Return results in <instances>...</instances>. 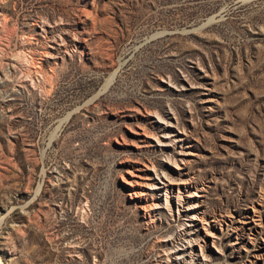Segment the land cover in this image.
<instances>
[{
	"label": "rangeland",
	"instance_id": "obj_1",
	"mask_svg": "<svg viewBox=\"0 0 264 264\" xmlns=\"http://www.w3.org/2000/svg\"><path fill=\"white\" fill-rule=\"evenodd\" d=\"M0 264H264V0H0Z\"/></svg>",
	"mask_w": 264,
	"mask_h": 264
},
{
	"label": "bare ground",
	"instance_id": "obj_2",
	"mask_svg": "<svg viewBox=\"0 0 264 264\" xmlns=\"http://www.w3.org/2000/svg\"><path fill=\"white\" fill-rule=\"evenodd\" d=\"M171 192H172V193L174 192L172 188L170 189V193H171ZM177 194H178V193H177ZM170 196H171V195H170ZM170 196H169V197H170ZM166 197H168V193H166ZM178 197H180V194H178ZM166 202H167V200H166Z\"/></svg>",
	"mask_w": 264,
	"mask_h": 264
}]
</instances>
